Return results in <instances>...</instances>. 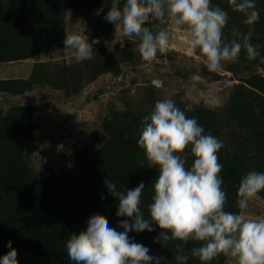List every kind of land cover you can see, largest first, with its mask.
I'll return each instance as SVG.
<instances>
[{
    "label": "trees",
    "instance_id": "16d2710c",
    "mask_svg": "<svg viewBox=\"0 0 264 264\" xmlns=\"http://www.w3.org/2000/svg\"><path fill=\"white\" fill-rule=\"evenodd\" d=\"M211 3L228 13L223 29L226 39L233 38V29L242 33L254 29L251 42L261 45L259 55L249 60L242 50L236 63H225L223 71L231 73L238 83L233 84L221 109L191 102L181 95L171 100L189 118L195 117L205 134L223 142L218 157L223 165L222 187L227 194L225 210L240 214L236 193L241 177L249 171L264 172V0H256L260 20L254 25H245L246 17L233 11L228 0ZM110 4L111 0H0V63L33 59L27 78L0 79V93L20 96L38 87H49L70 96L101 74L118 76L123 63H133L128 52L113 55L104 47H96L93 59L74 64L55 62L50 55L47 60L40 58L45 47L52 52L63 47L68 9L77 10L83 21L92 18L93 31L107 39L113 24L103 17ZM102 6L103 12L92 14ZM161 22L145 26L155 31ZM203 73L215 81L225 77L209 72L206 65ZM189 104L194 110L186 108ZM153 107L112 110L100 123L102 141L96 150L79 149L75 144L62 146L54 165L46 161L50 171L45 178L30 165L24 150L26 143L33 140L35 106L15 104L7 110L0 107V256L9 250L11 240L18 251L19 264H75L67 255L66 242L72 233L86 229L88 218L95 213L103 214L110 227L122 231L117 224L126 217L115 215L118 201L108 192L106 178L116 184L118 191L132 189L143 181L146 187L140 207L149 218L152 182L159 169L148 167L137 141L141 121ZM140 161H144L143 167ZM192 162L189 157L187 165ZM101 194L106 196L103 201ZM257 195L264 199V191ZM153 227V232H131L129 236L147 246L150 254L165 257L167 264H177L175 244L182 242L154 243L161 230ZM198 246L200 242L195 241L185 246L184 254L189 255L186 264H202L190 255V249ZM228 260L221 254L209 264H225Z\"/></svg>",
    "mask_w": 264,
    "mask_h": 264
},
{
    "label": "clouds",
    "instance_id": "9594fccd",
    "mask_svg": "<svg viewBox=\"0 0 264 264\" xmlns=\"http://www.w3.org/2000/svg\"><path fill=\"white\" fill-rule=\"evenodd\" d=\"M233 11L242 13L245 25L260 20L256 0H228ZM103 6L95 10L99 15ZM121 31L124 38L139 41L133 52H138L145 62L156 60L158 54L169 51L171 33L167 28L151 30L145 25L153 21H167L175 29L186 32L183 44L191 51L199 50L209 72L220 73L225 63H236L242 50L249 60L255 59L261 45L253 44L254 29L246 33L233 29L232 39H226L223 29L229 16L211 0H111L103 17ZM65 48L75 50L78 60L93 59V45L86 33H66ZM107 45L108 42L105 41ZM195 79V77H193ZM186 108L194 110L191 104ZM138 147L143 150L148 167H158L153 180V194L148 204V216L141 210V196L145 184L118 191L107 178L104 184L116 198L117 227H110L107 218L95 213L88 218L87 227L72 233L66 242L67 255L75 264H167L163 256L150 254V249L135 242L129 233L153 232L156 225L161 230L154 243H176L177 264H186L184 254L189 241L200 242L192 247L190 255L202 264L221 254L236 264H264V218L246 219L243 215L226 211L227 194L223 189L218 151L223 142L204 129L195 117L189 118L171 99H160L151 112L144 116L138 136ZM189 157L193 158L187 165ZM141 167L144 161H140ZM264 191V172L249 171L241 177L236 205L247 209L248 203ZM106 199L101 194V200ZM8 251L0 256V264H19L18 251L8 241Z\"/></svg>",
    "mask_w": 264,
    "mask_h": 264
},
{
    "label": "rangeland",
    "instance_id": "374dc122",
    "mask_svg": "<svg viewBox=\"0 0 264 264\" xmlns=\"http://www.w3.org/2000/svg\"><path fill=\"white\" fill-rule=\"evenodd\" d=\"M65 22V35L86 33L89 41L93 38L100 40L99 44L93 45L94 48L104 47L107 53L113 55L128 52L132 56L130 58L133 63H123L122 71L118 76L111 73L101 74L70 96H65L63 91L49 87L35 88L28 97L0 93V107L4 110L15 104H35L31 96H37L40 101L39 105H33L35 106L33 140L24 147L31 161L30 165H33L39 174L43 159L49 160L53 165L58 159L62 146L57 142L62 135H70V139L74 140L79 149L87 147L91 152L95 151L102 141L99 132L100 123L112 110L144 108L154 105L157 100L172 99L176 95L212 109H221L233 84L238 83V80L233 78L221 85L226 77L232 76L226 71L220 72L225 77L218 81L212 80L211 75L204 74V58L197 53V50L191 51L185 47L183 44L185 30L173 28L167 18L155 31L159 28H167L170 31L169 51L163 55L158 54L156 60L151 62L143 61L138 52L132 51L138 45V39L124 38L121 31L116 32L115 25H112L109 37L106 39L93 31L92 18L83 21L80 13L75 9L66 11ZM105 41L108 42L107 45ZM49 55L54 56L55 62L79 63L75 50L65 48L64 45L53 52L49 47H45L40 58L47 60ZM32 60L0 63V77L27 78ZM132 64L135 66L131 67ZM240 214L246 219L264 218V199L256 195L249 201L247 209L241 210ZM228 264H236V262L231 259Z\"/></svg>",
    "mask_w": 264,
    "mask_h": 264
},
{
    "label": "built area",
    "instance_id": "2783aa9c",
    "mask_svg": "<svg viewBox=\"0 0 264 264\" xmlns=\"http://www.w3.org/2000/svg\"><path fill=\"white\" fill-rule=\"evenodd\" d=\"M24 95H25V97H28V94H24ZM31 97H32V99H34V101H35L34 103L36 105H39L40 101H39L38 97L37 96H31ZM35 104H33V105H35ZM66 137H68L67 140H66ZM70 138H71L70 135H62L60 138H58L57 144H59L60 146L66 145L68 147H70L74 144H75V146H77V144L74 142V140H71ZM49 171L50 170L48 169L47 162L45 159H43V161L41 162L40 177L41 178L47 177L49 175Z\"/></svg>",
    "mask_w": 264,
    "mask_h": 264
},
{
    "label": "crops",
    "instance_id": "0c3cea01",
    "mask_svg": "<svg viewBox=\"0 0 264 264\" xmlns=\"http://www.w3.org/2000/svg\"><path fill=\"white\" fill-rule=\"evenodd\" d=\"M93 13H95V11H93ZM29 61V59H26V60H22V61ZM8 63H10V62H8ZM32 63H33V60H32ZM5 64V63H4ZM32 66V65H31ZM30 72V71H29ZM4 78H8V76L7 77H0V79H4ZM33 91V90H32ZM32 91H28V92H26L25 94H29V95H32ZM34 94H36V93H34ZM24 95V94H23ZM231 260V259H230ZM230 260H228V261H226L225 262V264H228V262L230 261Z\"/></svg>",
    "mask_w": 264,
    "mask_h": 264
},
{
    "label": "water",
    "instance_id": "95a60500",
    "mask_svg": "<svg viewBox=\"0 0 264 264\" xmlns=\"http://www.w3.org/2000/svg\"><path fill=\"white\" fill-rule=\"evenodd\" d=\"M232 79H233L232 76H228V77H226V78L221 82V85L225 84L226 82H228V81H230V80H232Z\"/></svg>",
    "mask_w": 264,
    "mask_h": 264
}]
</instances>
